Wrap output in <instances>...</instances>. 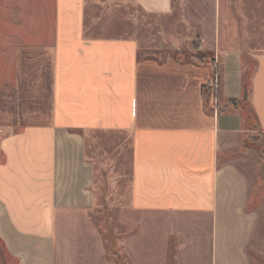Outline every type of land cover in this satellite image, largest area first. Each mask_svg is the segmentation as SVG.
I'll return each instance as SVG.
<instances>
[{
  "label": "crops",
  "instance_id": "obj_1",
  "mask_svg": "<svg viewBox=\"0 0 264 264\" xmlns=\"http://www.w3.org/2000/svg\"><path fill=\"white\" fill-rule=\"evenodd\" d=\"M244 6L257 31L264 0ZM221 9L222 0H0V114L9 116L5 96H21L2 124L12 130H0V264H264L255 165L223 159L254 126L264 149V42L226 47ZM179 10L190 38L158 45L200 40L209 63L144 52L137 16ZM215 69L220 107L208 105ZM104 174L130 186L117 257L93 214Z\"/></svg>",
  "mask_w": 264,
  "mask_h": 264
},
{
  "label": "rangeland",
  "instance_id": "obj_2",
  "mask_svg": "<svg viewBox=\"0 0 264 264\" xmlns=\"http://www.w3.org/2000/svg\"><path fill=\"white\" fill-rule=\"evenodd\" d=\"M231 1L232 0H222L220 18V34L222 43L227 47L230 42H238L240 44L239 48L241 50H244L245 53L251 52V49L258 48L249 44L254 40L255 36L258 40L264 42V17L262 19V16H260L261 14L259 15V9H252L254 12H251L250 10L252 14L256 13L258 15V21L256 22H259L262 19L257 31H255L253 26V16L249 17L245 11L244 5L246 4V0H239L235 3H231ZM180 11L181 10L177 11L173 17L167 19L150 16L145 13L139 14L137 16V19H141L143 26L142 38L143 40H148V43L150 42L148 49L146 46L144 47V52L146 53L148 51V53L151 54L154 53L155 50L164 58H175L176 56H179V58L182 57V59L184 58L187 61H191L192 63L196 62V64H199V61H197L196 59L200 55L189 43L181 46L180 48H178V50L169 48L168 44H163V46L158 45L161 42L163 43V40L168 41V39L172 38H190V31L188 30L187 26L184 25L180 20ZM205 55L207 54L205 53ZM204 60V63H209L210 61L209 58H206ZM244 65L245 69H248V65L246 63ZM218 75L221 77L220 71H218ZM20 97L21 96L19 95H11L5 96L2 99V105H4V109L9 111V116H2L0 114V130L4 131V133L12 130V128L7 127V130H3L2 127L4 126H2V124L11 122V120L9 119L12 118V116L15 114V112H13L11 108L18 110ZM211 104L214 105V102L210 98L208 105L210 106ZM216 105L218 107L222 105L219 96ZM249 109L250 108H248L247 111H249ZM249 114L252 116L251 112H249ZM255 129L256 132L253 131V133H250V135L257 139H255V146L264 150L262 144L259 141L260 134H258L257 128H255V126L252 127V130ZM1 135H3V133H0V136ZM95 139L97 138L95 137ZM90 140H93V138H90ZM236 157L249 158L252 164L255 165V170L258 174V181L250 198V204L252 205V208H256L264 199V160L259 157L258 152L252 150L248 152L245 151L242 147L233 152H225L223 154L224 161L228 159L231 160L232 158L235 159ZM101 172H103V170ZM98 177L100 179V182L97 184V186H95L97 194V206L94 209L93 214L95 216L94 218L96 224L104 233V235H106V239L108 240L106 243L107 248L109 249V254H111L112 249L118 251V243H116V241L114 240V233H118L119 230V209L122 205H125L129 201L130 186H128L127 182L123 184L119 183L118 181L110 184V177L106 174H104V177L101 175H98ZM113 242H115V244ZM112 245H114L115 247L112 248Z\"/></svg>",
  "mask_w": 264,
  "mask_h": 264
},
{
  "label": "trees",
  "instance_id": "obj_3",
  "mask_svg": "<svg viewBox=\"0 0 264 264\" xmlns=\"http://www.w3.org/2000/svg\"><path fill=\"white\" fill-rule=\"evenodd\" d=\"M193 48H194V50H196L198 53H199V57H197L198 59H201V61H203V59L205 58V55L204 54H202V52H201V50H200V40H197L194 44H193ZM216 73H218V70H216L215 69V72H214V74H216ZM230 102L234 105V106H238V104L240 103L238 100H236V99H232V100H230ZM244 104H246L245 103V101H244V103H243V105L241 106L242 107V109H244V110H246L247 109V106L246 105H244ZM246 108V109H245ZM250 112H252V110L250 111ZM249 117V116H248ZM256 138H254V137H251V138H249V139H247L246 141H245V143H244V150L245 151H255V152H258V155H259V157L262 159V160H264V150H262V149H260V148H258L257 146H255V144H256V140H255ZM253 140H255V141H253ZM115 246L114 245H112V248H114ZM0 249H1V242H0ZM115 251V250H114ZM116 252L117 251H115V257H117V254H116Z\"/></svg>",
  "mask_w": 264,
  "mask_h": 264
},
{
  "label": "built area",
  "instance_id": "obj_4",
  "mask_svg": "<svg viewBox=\"0 0 264 264\" xmlns=\"http://www.w3.org/2000/svg\"><path fill=\"white\" fill-rule=\"evenodd\" d=\"M220 85H221V79H220V76L218 75V73H216V74H214V78H213L212 84H211L212 100H213L215 106H217L216 104L218 102Z\"/></svg>",
  "mask_w": 264,
  "mask_h": 264
}]
</instances>
